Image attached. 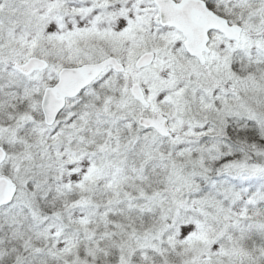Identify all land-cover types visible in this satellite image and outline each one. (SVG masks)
Returning a JSON list of instances; mask_svg holds the SVG:
<instances>
[{
  "label": "snow or ice",
  "instance_id": "1",
  "mask_svg": "<svg viewBox=\"0 0 264 264\" xmlns=\"http://www.w3.org/2000/svg\"><path fill=\"white\" fill-rule=\"evenodd\" d=\"M0 264H264V0H0Z\"/></svg>",
  "mask_w": 264,
  "mask_h": 264
}]
</instances>
